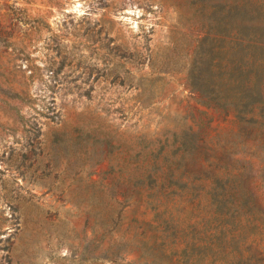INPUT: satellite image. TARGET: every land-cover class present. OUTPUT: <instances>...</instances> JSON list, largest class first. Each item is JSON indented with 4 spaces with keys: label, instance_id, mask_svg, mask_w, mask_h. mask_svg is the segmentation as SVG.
Listing matches in <instances>:
<instances>
[{
    "label": "rangeland",
    "instance_id": "374dc122",
    "mask_svg": "<svg viewBox=\"0 0 264 264\" xmlns=\"http://www.w3.org/2000/svg\"><path fill=\"white\" fill-rule=\"evenodd\" d=\"M236 3L0 0V264H264V124L196 85Z\"/></svg>",
    "mask_w": 264,
    "mask_h": 264
},
{
    "label": "trees",
    "instance_id": "16d2710c",
    "mask_svg": "<svg viewBox=\"0 0 264 264\" xmlns=\"http://www.w3.org/2000/svg\"><path fill=\"white\" fill-rule=\"evenodd\" d=\"M240 9L236 3L219 16V38L202 55L196 85L226 119L233 117L234 124L247 129L264 124V13L246 15ZM12 97L22 99L17 93ZM260 241L250 246L257 260L264 253L258 248L264 238Z\"/></svg>",
    "mask_w": 264,
    "mask_h": 264
}]
</instances>
